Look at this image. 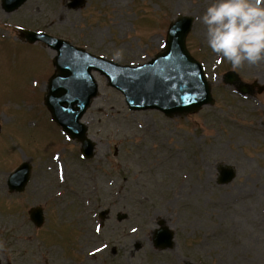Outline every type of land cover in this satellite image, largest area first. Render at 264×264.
<instances>
[{"label":"rangeland","instance_id":"1","mask_svg":"<svg viewBox=\"0 0 264 264\" xmlns=\"http://www.w3.org/2000/svg\"><path fill=\"white\" fill-rule=\"evenodd\" d=\"M211 2L26 0L5 12L0 0V264H264V63L233 69L211 52L196 20ZM179 15L193 17L186 44L213 103L170 117L129 109L93 72L98 94L81 121L94 153L84 158L43 103L56 52L22 31L137 65L162 50ZM23 161L29 180L9 191ZM220 168L234 178L219 183ZM32 206L43 209L39 227ZM160 222L173 232L162 250Z\"/></svg>","mask_w":264,"mask_h":264},{"label":"water","instance_id":"2","mask_svg":"<svg viewBox=\"0 0 264 264\" xmlns=\"http://www.w3.org/2000/svg\"><path fill=\"white\" fill-rule=\"evenodd\" d=\"M25 1L1 0V7L5 12H12ZM82 2L72 0L71 6H78ZM192 23L191 15L174 18L168 26L163 49L147 62L135 66L121 65L93 55L67 40L44 32L22 31V38L27 42L41 41L56 52L52 59L55 72L47 80L43 103L62 132L80 143L83 157L90 158L94 153V142L87 136L88 128L81 121L98 94L94 71L104 75L108 84L124 95L129 109H156L166 116H173L194 112L205 104L213 103L203 67L186 47V36ZM233 78V72L225 74L226 81ZM30 170L27 161L19 164L8 176V190L22 191L29 180ZM234 175L232 168H220L218 182L227 183ZM105 213L103 211L101 216ZM28 214L36 227L41 226L44 220L41 207H31ZM125 216L123 214L118 219ZM159 225L153 244L159 249L169 248L172 246L173 232L162 222Z\"/></svg>","mask_w":264,"mask_h":264},{"label":"clouds","instance_id":"3","mask_svg":"<svg viewBox=\"0 0 264 264\" xmlns=\"http://www.w3.org/2000/svg\"><path fill=\"white\" fill-rule=\"evenodd\" d=\"M196 20L207 47L233 69L264 63V0H212Z\"/></svg>","mask_w":264,"mask_h":264},{"label":"bare ground","instance_id":"4","mask_svg":"<svg viewBox=\"0 0 264 264\" xmlns=\"http://www.w3.org/2000/svg\"><path fill=\"white\" fill-rule=\"evenodd\" d=\"M60 15L62 16V12H59L58 13V18H56V20H58L59 21V19H60ZM95 78V77H94ZM261 79H263V77H261ZM98 83V82H97Z\"/></svg>","mask_w":264,"mask_h":264}]
</instances>
